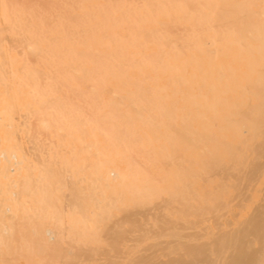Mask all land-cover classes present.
I'll list each match as a JSON object with an SVG mask.
<instances>
[{
    "label": "bare ground",
    "instance_id": "1",
    "mask_svg": "<svg viewBox=\"0 0 264 264\" xmlns=\"http://www.w3.org/2000/svg\"><path fill=\"white\" fill-rule=\"evenodd\" d=\"M0 264H264V0H0Z\"/></svg>",
    "mask_w": 264,
    "mask_h": 264
},
{
    "label": "rangeland",
    "instance_id": "2",
    "mask_svg": "<svg viewBox=\"0 0 264 264\" xmlns=\"http://www.w3.org/2000/svg\"><path fill=\"white\" fill-rule=\"evenodd\" d=\"M143 219H145V218H142V219H134L133 221L130 220L131 222H130L129 220H126V221H125V224H126L127 221H128L127 223H128V224L130 223V225H132V226H133L132 222L134 223V225L136 224L135 226L139 225L140 223H141V224L143 223L142 225L137 226V227H138V230H139V227H140V229H141V228H143V229L146 228V229H147V228L150 227L149 229H147L148 231L150 230V231H149L150 233H149L147 230H145V229H144V230L142 229V231L140 230V232H141L140 234H138L139 231H138L137 233H134V232L137 231V230H136L137 228L134 227V228H136V229L134 230L132 226L130 227V225H125V224H123V226H121L122 229H121V231H120L119 233L115 232V235H114V233H113V234L111 233V234H112V237H115V238H117L116 235L118 234L117 236H118L119 238H122V239H123V242H124L126 245L128 244V245H127L128 247L125 245V246H124L125 248L123 249V251L125 250L124 252H127L128 255H132V254H133V255H141L140 253H142V254L145 253V254H146V253H149V251H150L149 248H151L152 251H155V250H154V247H152V246H155V247H156L155 249L160 248V247H159L160 244H161V245H162V244L165 245V244L168 242V240H171V239H173V238L175 237L174 235H172L173 232H175V231H179V232H180V231L183 230V227H184V226H181V225H183V224H180V223H182V221L180 222V219H179L178 222H180V223H179L180 225H179L177 222H175V223H173L175 227L173 226V224H172V225L170 224V225L168 226L169 228L166 227V225L164 226L165 228H163V227H162V228L159 227V228H158V229L160 230V233H159V230L156 229V228H157L159 225L161 226V224H160L161 222L156 223L158 220H157L156 222H153V221H151L150 219H147L148 221L153 222V223H151V226H152V227H151V226L149 225L150 223H149L146 219H145V220H143ZM136 221H138V222L141 221V222L138 224ZM143 221H144V222H143ZM146 221H147L148 223H147ZM154 223H156L157 226H156ZM145 224H146V225H145ZM153 224H154V225H153ZM158 224H159V225H158ZM144 225H145V226H144ZM177 225H179V226H177ZM124 226H125V227H124ZM126 226H128V227H130V228H128V227L126 228ZM142 226H143V227H142ZM155 226H156V228H155ZM162 226H163V225H162ZM170 226H171V227H170ZM172 226H173V227H172ZM180 226H181V227H180ZM153 227H154V228H153ZM178 227H179V228H178ZM123 228H125V229H123ZM170 228H171V229H170ZM174 228H175V230H174ZM176 228H177V229H176ZM130 229H131V230H130ZM132 229H133L134 231H132ZM123 230H124V231H123ZM157 230H158V231H157ZM127 231H128V233H126ZM146 231H147V232H146ZM152 231H154V232L152 233ZM155 231H156V232H155ZM164 231H166L167 233L164 232ZM170 231H171L172 234L170 233ZM121 232H122V234H121ZM124 232H125V233H124ZM144 232H145V234H143ZM161 232H162V233H161ZM129 233H130V235H129ZM131 233H133L134 235H133V234L131 235ZM146 233H148V235H147ZM158 233H159V234H158ZM111 234H109V235H111ZM126 234H128V235H126ZM135 234H136V237H135ZM149 234H150L151 236H150ZM154 234H155V235H154ZM164 234H165V235H164ZM120 235H121L122 237H121ZM138 235H139V236H138ZM141 235H142V236H141ZM144 235H145V236H144ZM156 235H157V236H156ZM160 235H161V236H160ZM170 235H171V236H170ZM131 236H132V237H131ZM155 236H156V237H155ZM163 236H164V237H163ZM167 236H168V237H167ZM126 237H128V239H127ZM129 237H131L134 241H135V239H134V237H135L136 240H137V243H138V240H140V239L143 240L144 242H143V241L141 242V240H140V242H139L138 244H137V243L134 244V241H132L131 238H129ZM137 237H138V238H137ZM141 237H143V238H141ZM146 237H147V239H151V238H152L155 242H154L153 240H146V239H145ZM148 237H149V238H148ZM158 237H159V238H158ZM162 237H163V238H162ZM165 237L167 238L166 241L164 240ZM155 238H156V239H155ZM161 238H162L163 240H161ZM125 239H126V241H125ZM159 239H160V240H159ZM128 240H129V242H130L132 245L128 242ZM145 241H147V243H148V244L146 245L147 247H146V246L144 247ZM149 241H152L151 243L154 244V245H151V246H150L151 243H150ZM157 241H159V242H157ZM160 241H161L162 243H161ZM164 242H165V243H164ZM149 243H150V244H149ZM155 243H156V244H155ZM159 243H160V244H159ZM168 243H170V242H168ZM168 243H167V244H168ZM139 244H140L141 246H140ZM134 245H136V247H137V246H140V249L142 248L144 251H143L142 249H141L142 251H140L139 247H137L136 250H135V246H134ZM148 245H149V246H148ZM157 245H158V246H157ZM148 247H149V248H148ZM126 248H127L128 250H127ZM131 248H132V249H131ZM147 248H148V249H147ZM152 248H153V249H152ZM138 249H139V250H138ZM100 250H103V249H100ZM100 250H96V251H100ZM134 250H135L136 252H137V250H138V253H136ZM146 250H147V251H146ZM148 250H149V251H148ZM132 251H133V252H132ZM129 252H131V254H130ZM150 252H151V251H150ZM169 254H171V253H169ZM169 254H168V255H169ZM171 255H172V254H171Z\"/></svg>",
    "mask_w": 264,
    "mask_h": 264
}]
</instances>
